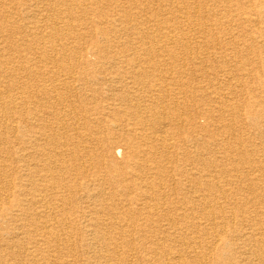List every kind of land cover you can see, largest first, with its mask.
<instances>
[{
	"label": "bare ground",
	"instance_id": "6f19581e",
	"mask_svg": "<svg viewBox=\"0 0 264 264\" xmlns=\"http://www.w3.org/2000/svg\"><path fill=\"white\" fill-rule=\"evenodd\" d=\"M207 1L20 0L18 15L27 19L29 26L13 33L19 43L35 45L42 54L50 51L52 57H59L48 62L41 56V74L46 77L29 85L33 73L11 82L12 75L4 72L0 76L2 111L12 113L19 102L32 103L40 110L47 108L46 103L30 99L37 94L60 98L61 91L70 90L77 79L89 76L114 88L108 91L106 104L92 113L83 108V102L79 109L35 113L26 123L29 134L18 132V151L3 157L4 145L9 143L3 134L17 127L14 120L0 114L5 118L0 122V163H4L0 177L12 170L6 162L16 164L13 169L21 173V182H0V200L6 191L14 196L13 201L0 207V264H80L76 257H88L83 264H264V224L254 223L256 219L264 222V212L249 213L245 217L249 231L245 230L235 213L240 206L229 205L233 190L226 189L232 182L243 180L244 173L263 171L264 167H253L255 159L241 158L242 142L237 148L228 147L226 140L235 137L232 131L214 138L209 130L215 125L223 130L229 121L238 120L241 125L260 129L257 135H263L259 120L263 119L264 108L255 110L260 103L246 102L245 112L239 114L236 97H225L241 87L238 80L230 81L245 76L260 86L250 91L264 94V68L261 74L259 69L252 73L256 65L264 67V55L246 61L237 59L227 67V49L218 52L207 46L202 52L192 51L197 44L194 39H205L211 30L232 41L225 42L226 47H233L230 54L239 47L249 51L253 43L263 49L264 24L253 15L264 16V0H211L208 7ZM235 2L241 10L233 11L228 5ZM99 3L111 8L113 14L101 12ZM30 12L38 14V19L34 20ZM160 13L171 17L162 19ZM236 28L260 36L249 42L235 34ZM90 29L94 33H87ZM126 34L135 36L134 40L123 41ZM87 36L92 39L91 52L97 60L82 64L84 68L77 65L81 70L73 71L76 65L67 59L77 48L66 47L67 41ZM241 39L244 43L238 42ZM176 49L181 50L184 63L197 66L205 74V85L212 88L213 99L203 93L207 89L198 86L196 93L209 100L169 103L178 94L187 99L194 94L189 86L184 89L182 79L188 75L184 64L178 68L174 65L179 55ZM211 56L219 59L218 76L202 70ZM18 88L22 92H16ZM199 117L204 124L197 121ZM80 120L91 122L84 123L82 132L74 128ZM187 128L192 135L185 132ZM249 144L251 152H264L263 139ZM121 155L123 164L114 163ZM175 158H179L178 163L170 170L167 164H174ZM84 159L97 164L86 165ZM225 164L229 167L223 168ZM99 166L103 173L97 171ZM194 166L197 172H192ZM90 170L89 180L82 183L63 178L71 172L86 176ZM173 171H180L173 179L174 190L184 193L168 204L165 179ZM107 184L111 191L103 193L102 187ZM74 187H78V193L73 192ZM259 188L255 184L248 190ZM227 224L233 225V233L225 232ZM77 228L83 239L80 249L73 239ZM242 248L245 250L239 254L236 250ZM62 249L65 251L61 253ZM213 251L220 254L209 262L207 256Z\"/></svg>",
	"mask_w": 264,
	"mask_h": 264
},
{
	"label": "rangeland",
	"instance_id": "374dc122",
	"mask_svg": "<svg viewBox=\"0 0 264 264\" xmlns=\"http://www.w3.org/2000/svg\"><path fill=\"white\" fill-rule=\"evenodd\" d=\"M19 2H20V0H13V2H11L9 0L8 1H0V76H4L3 75L4 72L11 74L12 75L11 76V82H13V81L19 80L20 78L26 77V74L30 72V73H33L34 76H33L32 80L28 83V85H29V84H32L34 81H36V79H39L41 77H46V75L43 76V74H41V71L43 70V69H41L42 68L41 67L42 66L41 56H42V58L46 59V61H48V62L53 60V58L55 59V57H59V56L56 55V56L52 57L51 55H54V54L50 51H47L46 53L42 54L41 52L37 51L35 45L23 46L19 43V41H18L19 37L13 33H15V31H19L20 29L24 28L25 26H26V28H28V26H29L28 24H26V23H28L27 19L23 20L18 15L19 9H20V7H18ZM212 2L213 1L208 0L207 1V7H208V5L211 6ZM218 2H219V0H218ZM155 4H156V2H155ZM228 5L232 6L231 8L233 9V11L241 10V7H242V6L239 7L236 2L232 3V4L230 3ZM99 6L101 7L100 8V10H102L101 12H103L104 14H107V13L110 15L113 14V10L111 8H108L107 6H105L104 3H102V4L99 3ZM243 7H244V5H243ZM205 9H206V7H205ZM205 9H203V11ZM160 14H161L160 18H162V19H169L171 17V14H169V13L168 14L163 13V15H162V13H160ZM7 15H8V17H7ZM14 15H15V17H14ZM31 15H33V16L35 15V17H34L35 19L33 18L34 20H36V18L38 19V14H36L35 12L33 14L31 13ZM215 17L216 16L214 15V17H212V19H214ZM253 17L255 19L259 20L257 22L264 24V16L263 15L262 16L261 15H253ZM8 18H9V20H7ZM90 30H89V32H87L88 30L86 32L89 34L94 33L93 30H91V31ZM48 32L49 31H46L45 34ZM243 32H245V33H243ZM210 33H211L210 36H213L211 38H209L210 36H207L203 40L194 39L197 44H196V47L192 50L193 52H202V51L206 50V48H208L207 46H212V47H214V49H217V51L219 50L220 52L225 51L227 49L226 54L229 55L226 58L227 59L226 63L228 65L227 67L232 66L234 64V61H236L237 59H240L241 61H246V59H250V58H252V56L255 57L256 55H260V54H261V56L264 55V48L262 49V47L260 45H257L255 43H253V45L259 49H255V48H253L254 47L253 46L251 48V50H249V51H241V50H239L241 47H239L238 49L234 50L235 52H232V54H230L229 51H232L233 47L231 45L226 47L225 44H227V43H225V42L232 44V41H230L228 38H226V36H223V34L219 35L217 30H211ZM236 33H239L241 35L240 37L243 38V40H247L249 42L254 41V39H258L256 37L260 36L256 32L252 33L249 30H247V31L242 30V28H238L237 30H235V34ZM123 37H124V39H122L123 41L126 40V41L130 42V41H132V39L134 40L133 37H135V36H133L131 34H126ZM86 38H88V39H86ZM73 41L74 40H72V39L67 41L69 43V45L66 46V47L70 46V48H73V47L77 48L75 50V53L70 54L71 56L69 57V59H67L68 63L76 65V67L72 68L71 70L79 71L81 69H79L77 67V65L79 66L82 64H86V62L92 63V62L97 60V58L95 57L96 55H94L91 52V49L94 48V44L92 43L91 37L87 36V37L83 38L82 40H76V41H74L75 43ZM217 41H220V42L217 43ZM238 42L244 43L242 41V39L239 40ZM249 42H247L245 44L247 45ZM217 44H219L220 47L217 46ZM196 48L198 50H196ZM180 52H181L180 49H176V54L179 53V55H178V59L174 65L178 68V67H180V65L182 66L184 64L183 68L185 70H187V74H188L187 76H185L182 79V81L184 80L183 82H185L184 84H186L184 89H186V88L188 89V86H189V89H191L192 93H194V94L190 95L191 97L188 99L184 98L178 94L177 99L171 98L168 100L169 103H175V101H177V100H179L181 102L207 101V100H209L208 98H205V97H203V99H201L200 92L196 93L198 86L204 87L203 88L204 91L207 89V87L205 85V82H206L205 74L202 73L201 71L197 70V66H194L193 64L190 65L187 62L184 63L182 61L183 59L181 58L182 55ZM79 53H80V55H79ZM216 57L217 56H211L209 58L208 62L204 61L206 64L205 63L202 64V68H203L202 70H204L206 68V70H208V73H211L214 75H216V73L220 72L221 69L218 68V66H219L218 60L219 59H217ZM25 58L32 59L33 61L28 63V62H26L27 60ZM229 58H231V59H229ZM210 63L213 64L212 68H210ZM84 66L85 65H82L81 67L84 68ZM96 66L100 67L101 64H97ZM252 66H254V64ZM256 66L257 67H253L252 73L255 74L257 69H259L260 74H261L262 69L264 67L260 64H258ZM47 68H51V66H49ZM245 68L248 71L252 70V67H250V66H245ZM201 74H203V76H201ZM209 76H213V75H209ZM216 76H218V75H216ZM263 76H264V73H263ZM99 78H101V77L99 76ZM28 80H27V82H28ZM178 80H180V79H178ZM237 80L239 81V84L241 83V87L237 88L236 91H234V92L231 91L230 96L227 95L226 97L225 96L224 97L226 99L227 98L235 99V97H236L235 100L238 102L239 109H240L239 114H243L245 112L244 105L248 101H250L252 103L253 102H259L260 103V106L256 107L255 110L258 111V110L263 109L264 108V94H262L261 92H258V91H250V89L252 90L253 87H260L258 85V83H255L252 78L250 79V76H245L241 79L237 78L235 81L233 80L230 82L236 83ZM220 81H222V79H220ZM242 84L244 86H247V87H243ZM69 86H71V84H69ZM25 88H26V86L22 88V91L25 92ZM113 88L114 87H112V85L109 84L108 82L99 81V79L95 78L94 76H89V77H86V79L83 78L82 81L80 79H77L76 82H74V87L71 88L70 90L66 89L64 91H61V97H60L61 99L57 96H56V98L58 100L55 99L54 97H53V99H51L49 97L43 98L42 94L41 95L37 94V96H33V98L30 99L32 102L34 100H39L43 103H46L48 106L47 108L43 107L40 110L39 107H37L36 105H34L32 103L27 102L24 105V104H21L19 102V103H16L17 109L15 111H13L12 113L10 111L4 112V111H2V109H0V114H2V112H3V114H5V118L7 120H10V121L14 120L15 121L14 125L16 124L15 126L17 127V129H15L16 131L12 130L11 133L5 132L3 134L4 136H6L9 139V143L4 145V150H2L3 153L1 154L2 157L7 156V154L8 155L14 154L15 152L18 151L17 149H19V147H20V141L17 139L18 135H19L18 132H21L23 135L29 134L28 133L30 131L28 128L29 125L26 127V123H27V121H30L29 120L30 117L33 116L35 113L42 112V111L79 109V106L82 104L81 102H83V104H84L83 108L86 110H89V112L92 113L95 110V108L102 106V104L103 105L106 104V102H107L106 97H107V95L110 94V92H111L110 89L113 90ZM177 88L178 87H174V89H177ZM0 89H2V87H0ZM22 91L19 88L16 90V92H22ZM108 91H110V92H108ZM203 93L206 95L208 94L206 97H210L212 99L214 98V93L212 91V88H210V89L208 88L207 91H205ZM88 97L91 99H88ZM85 98H87V100ZM5 118L0 117V122H2V120H5ZM263 119H264V114H263ZM263 119L259 120V124L261 126L260 128L262 129V131H264V120ZM227 120L229 121V120H231V118L227 117ZM87 121H89V120H87ZM87 121L86 120L78 121L77 125L75 124L74 128L78 127L79 131L82 132V130L80 128H82L84 123H86ZM197 121L200 122V124H204V122H203L204 120L201 117H199L197 119ZM236 121H238V120H236ZM236 121L235 120H234V122L229 121V123L232 127L229 125V126L223 128V130H219L218 127H215L216 125L214 127L211 126L209 128L210 134H211L210 136H212L214 138H218V137H220V135H223V133L226 130L232 131L234 133L235 137H232V139L229 138L226 140L228 147L229 148L231 147V149L237 148L238 143L242 142L243 145L241 146V152L243 154L240 153V155H242L241 158L255 159L257 161V163H255L253 165V167L259 166V165L264 167V152H262V153H256L255 151L251 152L250 151L251 149L248 147L250 145L249 142H251V144H254V143H259L260 139L264 140V133H262L263 135H257L258 132L260 131V129L254 128L248 124L241 125L240 122H236ZM18 129H19V131H18ZM185 130H186L185 132L190 133V135H192L191 134L192 131L189 128H187ZM234 131H237V132H234ZM11 136H12V138H11ZM114 138L116 140V137H114ZM1 147L3 149V146H1ZM111 153H110V155H111ZM217 156H221V155H217ZM2 157L0 156V161H1ZM241 158L239 156L237 160H239ZM178 159L179 158H175V160H172L174 162V164L169 163V164H167V167H169V169L172 170L177 165V164L175 165V163H178L177 162ZM123 160H124V158L121 155L120 157L116 158L114 163L123 164ZM82 163L88 165L89 163H96V162L92 159H84V161ZM240 163L242 165L243 161H241ZM2 164H4V163H0V168H2ZM236 164H238V162ZM6 165L10 166L12 168V170L7 171L6 173H3L2 176L0 177V182H2L3 184H10V183L14 184V183H18L19 181L21 182V173L17 172V170H15V169H13V167H15L17 165L16 164L11 165L10 162H6ZM243 166L247 167V166H245V164H243ZM226 167H229V165L225 164L223 166V168H226ZM189 168H192V167H188V169ZM246 170H247V168H246ZM90 171H91V173L89 172L88 174H86V176H85V174H83L82 176H77V175H74L75 172L74 173L71 172V173H68L67 175H64L63 178L66 180V182H72L73 184L74 183H76V184L82 183V182L89 180V177L92 174V170H90ZM95 171H96V169H95ZM97 171L98 172L102 171L100 166L98 167ZM103 171H104V169H103ZM103 171H102V173H103ZM194 171L197 172L196 167L193 168L192 172H194ZM263 172H264V169H263V171L255 169V171H253V172H246V173H244L245 176H243V180L240 179V180L234 181V182H232V184L230 186L226 187V189H232L233 190V195L231 196V199H230V197H228L229 205L240 206V209L242 211L240 209L239 210H235L234 208L233 209L235 210V213L237 214L238 219H240V220L242 219L241 221L244 222L243 228L247 231H249L248 230L249 223H247L248 221H245V217L249 213H254L257 210L264 212V177H263L264 173ZM179 173H180V171L179 172L173 171V173H169L170 177H167L165 179V181L168 185V188H165L164 191H166L170 195V196H168V198L166 200L168 204H170V202L175 201L176 199H179L182 196V194L184 193L183 191L174 190L175 185L173 183V181H174L173 179L174 178L177 179V177H178L177 175ZM61 175H63V173L60 174V176ZM236 175L239 176V174H236ZM60 179H61V177H60ZM9 181H11V182H9ZM255 184L261 188H259L258 190H255V191H249L248 189L251 188V185L254 186ZM171 189H173V192ZM76 190L78 193L79 192L78 187H74L73 192ZM102 190H103V193H107L108 191H111V186H109V184L104 185V187H102ZM237 190H238V192H237ZM133 192H136V190H134ZM246 192H247V194H246ZM248 193H250V194H248ZM11 194H12L11 191H6L5 194L2 195V198L0 200V207L5 206L10 201H13L14 196H13V194L12 195ZM10 195H11V197L8 198V196H10ZM256 199L258 200V202ZM259 201H260V203H259ZM75 206H77V204H75V202H74L73 207H75ZM254 223L255 224L257 223L260 226H263V224H264L263 221L257 222V219L254 221ZM77 231H78V233H77ZM233 231H234L233 225L227 224L225 227V232L228 234L231 232L233 233ZM80 236H81V231L77 228L76 233L73 237L74 243L76 244L77 249L82 248V242L81 241L83 239H81ZM220 236L222 239H224L223 235H220ZM207 241H210V239ZM218 247H217V249H218ZM244 250L245 249L242 248V249H238L236 251L239 254H242V252ZM64 251L65 250L62 249L61 253ZM216 251H213L212 254L207 256L209 262H211L215 256H219L220 253L216 252ZM87 258L88 257H76V261L80 264H83L84 260ZM134 260L135 259H131V261H134ZM128 261H130V260H128Z\"/></svg>",
	"mask_w": 264,
	"mask_h": 264
}]
</instances>
